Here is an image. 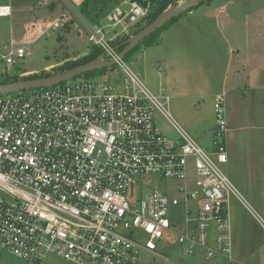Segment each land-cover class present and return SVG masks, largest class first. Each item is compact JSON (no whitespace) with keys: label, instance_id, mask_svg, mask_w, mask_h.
<instances>
[{"label":"built area","instance_id":"obj_1","mask_svg":"<svg viewBox=\"0 0 264 264\" xmlns=\"http://www.w3.org/2000/svg\"><path fill=\"white\" fill-rule=\"evenodd\" d=\"M128 5L115 6L106 22L84 23L97 58L113 60L118 74L0 94V254L36 263L54 255L71 264H136L143 252L160 256V247L177 244L186 254L203 249L206 259L233 263L231 197L264 229L222 168L225 92L214 99L208 150L174 119L170 96L152 91L119 57L115 43L130 38L148 12L135 0ZM68 20L61 15L25 30L45 32ZM28 43L0 45L2 72L28 55ZM156 113L179 143L156 126Z\"/></svg>","mask_w":264,"mask_h":264},{"label":"crops","instance_id":"obj_2","mask_svg":"<svg viewBox=\"0 0 264 264\" xmlns=\"http://www.w3.org/2000/svg\"><path fill=\"white\" fill-rule=\"evenodd\" d=\"M82 1L0 0V6L7 7L8 11L0 16V37L5 38L0 43L10 39L28 40L27 45L38 42L53 28L41 32L31 27L26 32V27L32 23L42 25L61 15L72 21V14L78 11L74 6L79 7ZM116 6L127 8L128 0ZM144 48L143 62L148 67L154 62L158 64L152 72L158 79L160 90L157 92L170 96L173 113L185 128L192 126L200 130L194 139L208 150L212 149L210 133L215 125L214 99L225 92L227 129L228 125L234 126L230 156L233 169L227 171L235 185H264V137L255 141H262L259 146L247 145L250 138L241 141L237 133L243 123L264 125V0H197L190 10L160 31L155 43ZM27 52L29 55L30 51ZM57 64L55 61L21 73L42 75L43 70ZM235 165L242 168L241 173H237ZM259 190L264 195V186ZM165 247L169 248V252L165 249V259L175 254L186 264L228 262L221 256L206 259L203 249H196L190 255L177 244H165ZM236 253L233 255L236 262L232 264H264V242L254 234L248 238V248L243 242L242 249Z\"/></svg>","mask_w":264,"mask_h":264},{"label":"rangeland","instance_id":"obj_3","mask_svg":"<svg viewBox=\"0 0 264 264\" xmlns=\"http://www.w3.org/2000/svg\"><path fill=\"white\" fill-rule=\"evenodd\" d=\"M137 3L141 4L143 0H135ZM180 3H178L179 5ZM74 6V5H73ZM127 7V6H124ZM77 10L79 9L77 6H74ZM187 11L183 12L186 13ZM73 20L67 21L63 24V26H56L55 28L49 30V32L44 35L38 42L33 43L31 45H26V50L30 51L29 55H26L22 61H16L13 64V67L10 69L7 74L2 72V68L0 66V81L6 77H13L15 75H19L21 71L24 69H30V68H41L44 65H48L50 63H58L57 65H54L48 69L43 70L40 74L45 73H55L57 72L60 67H62L65 63L69 61H73L79 57L88 50L91 49L92 45L87 42V29L84 26L85 18L80 14L79 11L75 10V13L72 14ZM87 21V20H86ZM88 22V21H87ZM101 22H106V18L104 17ZM77 24V27L74 24ZM157 31H160L157 29ZM114 32L112 30L106 31V36L109 37ZM80 35L83 36V38H80ZM158 37V36H157ZM5 40L4 37H0V41ZM7 42V41H4ZM3 43H0V45ZM143 43H139L137 47L133 48L131 51L126 53V55L123 57V61L130 66L135 72H138L140 74V77L146 82V84L154 90L155 93H161L157 92L160 89L158 88V79L157 76H154L152 72L156 70L157 63H153L151 66H147L143 62V55L142 50L145 49L142 45ZM88 49V50H87ZM120 52V51H119ZM158 58V56L156 55ZM105 58H108L105 56ZM66 59V60H65ZM62 61V62H61ZM61 62V63H60ZM119 68L116 64H113L111 67H105L102 69L101 72H93L90 74H81L76 76L75 78L85 79V78H97L99 76L108 77L111 74H118ZM34 75V74H30ZM39 75V74H37ZM29 75H24L23 77H26ZM31 90H24L21 92H31ZM165 93V92H163ZM14 93H9V95ZM9 95H1L9 96ZM228 101V97H227ZM226 101V103H227ZM169 108L171 111V114L173 115L174 119L183 127L185 128L175 117L172 105H170L169 102ZM227 113V109H224ZM227 116V115H226ZM214 117V113H213ZM154 122L156 126L160 129V131L166 135L168 138L176 141L177 143L180 142V139L175 132V130L170 126V124L161 116L160 113L155 114ZM257 124V123H255ZM259 127L256 126H249L246 123H243L242 130H239L237 133H240L241 141L245 138H250V142L248 140L246 141L247 145H256L259 146L262 141L256 142L257 140H260L264 137V125L259 123ZM233 127L229 126L228 129L224 135V146L225 151L227 155L228 162L222 165L223 170L228 175L229 179L233 182L231 179V176L229 175V170L233 169V160L230 158L232 154V141L233 140ZM189 134L193 138H198V131L196 130V127L193 128L192 126H188L185 128ZM197 133V134H196ZM230 140V141H229ZM239 155V154H238ZM237 173H241L242 168L237 167L236 165ZM228 169V171H227ZM156 185L160 187V189L165 188V181L164 180H157ZM169 185V183L167 182ZM235 185V183L233 182ZM260 186L264 185H235L238 192L242 195V197L264 218V195L259 190ZM149 187H147L148 189ZM259 209V210H258ZM173 214H170V217H172ZM178 216V215H176ZM230 223H231V233H232V254L235 256L237 255V251L242 249V243L246 245V248H248V238L254 234L259 237L261 242H264V229L259 225V223L251 216V214L244 208V206L239 203V201L231 197L230 200ZM165 249L169 248L162 246L160 247V253L162 256H155L153 254L149 253H141L140 259L136 264H186L183 260L180 259V257H177L175 254H171L169 256V259H165ZM199 250V249H198ZM166 252V253H168ZM199 252V251H198ZM236 261V259H234ZM228 261V260H227ZM204 263V262H203ZM0 264H71L64 259H61L54 255L47 256L44 260H42L39 263L31 262L27 260L20 259L10 253L3 252L0 254ZM224 264H230L228 261L227 263L224 262ZM232 264V263H231Z\"/></svg>","mask_w":264,"mask_h":264},{"label":"water","instance_id":"obj_4","mask_svg":"<svg viewBox=\"0 0 264 264\" xmlns=\"http://www.w3.org/2000/svg\"><path fill=\"white\" fill-rule=\"evenodd\" d=\"M196 3L197 0H184L179 5L168 8L158 14L152 21L143 26L141 29L137 30L130 38H128L125 41V44L123 43V47L119 52V57L123 58L126 53L135 48L140 42L143 41L145 37L149 36L157 29L162 28L164 24L171 18L190 10ZM113 64V60L104 61L102 59L95 58L83 64H79L72 68L55 72L47 76L3 82L0 83V94H9L24 90L52 86L84 73L100 70L105 67H111Z\"/></svg>","mask_w":264,"mask_h":264},{"label":"trees","instance_id":"obj_5","mask_svg":"<svg viewBox=\"0 0 264 264\" xmlns=\"http://www.w3.org/2000/svg\"><path fill=\"white\" fill-rule=\"evenodd\" d=\"M123 0H84L82 3L79 5L78 11L82 16L90 23V24H97L99 23L106 15L117 5ZM182 0H146L142 1L141 4L144 6H147L148 12L146 16L143 18V20L139 23V25L136 27V30L141 29L143 26L148 24L150 21H152L158 14L163 12L164 10L175 7L178 5L179 2ZM180 15V14H179ZM171 18L169 21H167L162 28H160V31L167 27L169 24H171L174 20H176L177 17ZM159 30V29H158ZM160 31H155L149 36L145 37L141 43H143V46H148L152 43H155L157 40V36L160 33ZM123 43L125 44V41H118L115 43L116 48L120 51L123 47ZM139 45V44H138ZM137 47V46H136ZM100 52L98 51L97 48L94 46L91 47L89 52L82 56L79 57L73 61H69L65 63L58 71H63L69 68H72L76 65L83 64L87 61L93 60L99 56ZM57 71V72H58ZM101 72L102 69L100 70H95V72ZM94 71L88 72V74L93 73ZM85 74V73H84ZM87 74V73H86ZM50 75V73H45L42 75H29L26 77H20L18 75L13 76L11 79L8 81H15L19 79H24V78H37L40 76H47ZM7 80L1 81L3 82H8Z\"/></svg>","mask_w":264,"mask_h":264}]
</instances>
